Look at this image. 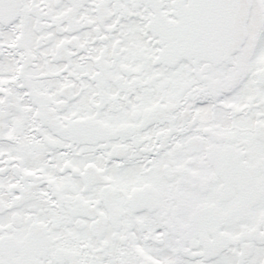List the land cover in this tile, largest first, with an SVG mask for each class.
<instances>
[{
	"label": "snow or ice",
	"instance_id": "1",
	"mask_svg": "<svg viewBox=\"0 0 264 264\" xmlns=\"http://www.w3.org/2000/svg\"><path fill=\"white\" fill-rule=\"evenodd\" d=\"M0 264H264V0H0Z\"/></svg>",
	"mask_w": 264,
	"mask_h": 264
}]
</instances>
